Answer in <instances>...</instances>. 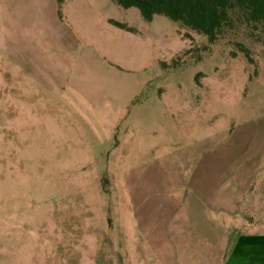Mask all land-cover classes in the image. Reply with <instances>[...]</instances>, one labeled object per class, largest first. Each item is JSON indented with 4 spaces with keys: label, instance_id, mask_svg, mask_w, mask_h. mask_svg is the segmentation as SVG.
<instances>
[{
    "label": "rangeland",
    "instance_id": "obj_1",
    "mask_svg": "<svg viewBox=\"0 0 264 264\" xmlns=\"http://www.w3.org/2000/svg\"><path fill=\"white\" fill-rule=\"evenodd\" d=\"M253 130L264 216V33L210 45L111 0H0V264H176L173 224L205 226L188 190Z\"/></svg>",
    "mask_w": 264,
    "mask_h": 264
},
{
    "label": "crops",
    "instance_id": "obj_2",
    "mask_svg": "<svg viewBox=\"0 0 264 264\" xmlns=\"http://www.w3.org/2000/svg\"><path fill=\"white\" fill-rule=\"evenodd\" d=\"M53 4L60 5L57 0ZM262 135L253 130L245 137L240 146L247 155H217V171L206 177L210 182L188 190L192 204L188 207L202 211L198 218L204 219L205 226L203 233L191 235L182 226L185 220L173 224L176 230L168 238L177 251L176 264H264V216L255 214L259 208L255 185L262 173L254 168L263 155L258 161L249 155L252 143L263 148L258 145ZM208 212L214 213L215 225L206 220Z\"/></svg>",
    "mask_w": 264,
    "mask_h": 264
},
{
    "label": "trees",
    "instance_id": "obj_3",
    "mask_svg": "<svg viewBox=\"0 0 264 264\" xmlns=\"http://www.w3.org/2000/svg\"><path fill=\"white\" fill-rule=\"evenodd\" d=\"M62 4L64 0H57ZM124 8H136L147 22L155 16H164L176 24V28L207 37L214 45L234 28L252 29L264 33V0H111ZM112 23L133 32L127 25ZM247 59L249 50L242 43L238 45Z\"/></svg>",
    "mask_w": 264,
    "mask_h": 264
}]
</instances>
